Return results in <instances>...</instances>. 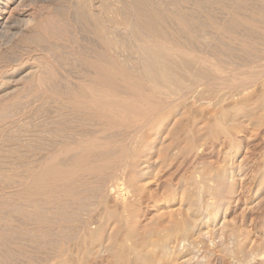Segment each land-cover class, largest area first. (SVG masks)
I'll use <instances>...</instances> for the list:
<instances>
[{
    "label": "bare ground",
    "instance_id": "1",
    "mask_svg": "<svg viewBox=\"0 0 264 264\" xmlns=\"http://www.w3.org/2000/svg\"><path fill=\"white\" fill-rule=\"evenodd\" d=\"M60 1L0 0V34L15 36L40 21L58 32L59 8L40 18ZM70 1L101 47L71 53L73 69L49 64L44 77L34 70L42 97L34 98L41 105L33 124L43 123L33 140L44 154L20 175L14 196L17 212L35 222L29 250L52 258L39 261L17 247L26 256L19 264H264V222L256 242V226L239 229L227 218L245 161L202 171L192 163L190 187L186 164H174L178 156L199 158L209 144L232 143L238 152L245 128L264 129V0H191L189 8L186 0ZM122 35L138 44L136 66L117 50ZM210 108L219 111L213 118ZM162 181L159 199L153 193ZM259 185L258 194L264 173Z\"/></svg>",
    "mask_w": 264,
    "mask_h": 264
},
{
    "label": "rangeland",
    "instance_id": "2",
    "mask_svg": "<svg viewBox=\"0 0 264 264\" xmlns=\"http://www.w3.org/2000/svg\"><path fill=\"white\" fill-rule=\"evenodd\" d=\"M63 1L64 2H62V0H61L60 2L48 3L47 7H49V8L48 9H46L47 7L45 8V10L43 11L42 17L40 18L42 20H46L48 17L52 16L50 11H52L53 8H59V10H61L60 12L62 15H60V17H59V22L61 24L58 23V25L60 26L61 30L59 29L58 32L54 33L51 31L52 29H50L49 30L50 32H49L47 29H44V27L40 26V22H41L40 21L37 23V25L35 23L30 28L22 31L20 34H16L15 36H10V34L8 35L6 33H5L6 36H2L4 34H0V108L2 109V110L0 109V117H1L0 121L1 120L4 121V122L1 121L3 125L0 122V178H1L0 179V198H1L0 200H2V202L0 201V207H1L0 208V219H1L0 220V227L2 225V228H0V233L2 234V235H0V238H1L0 239V253H1L0 254V264H14V263L17 264L18 261L21 263L26 258V256L24 255L25 256L24 257V256H19V254L17 255V252H16L17 247L19 249L26 247L25 249L28 251L27 254H29V255L33 254V257L36 258L37 260L39 258V261H43L44 258L46 260L47 259L49 260L51 257V255L49 257L48 253H45L42 250L41 251L35 250L33 248H30V250H29V246H27V243L30 242L31 240H34V239H32V238H34L33 234L31 235V233H30V232H32V229H33V228L31 229V226L32 227L35 226V225H32L34 221L31 224L30 220H27L25 217H23L22 215H20L17 212V209H18L19 205L21 204V202L18 199V197H15V196H17L16 195L17 191H19V189L16 187L17 184H15V183H17V182L19 183L20 175L21 174L23 175L25 171L27 172V169H29V167L31 168L33 163L36 166L38 164L37 158L42 157V155L44 154V150H41V148L39 147L40 143H38V142H40V141L37 142L36 140H33V139H35L33 136V132L35 130L34 126L36 125L35 122L33 124V121H34V117H33V115H34L33 111L34 110H33V108L35 109L36 107H34V105L36 106L39 103L41 105V102L37 103V101H39L42 97V95L39 94L40 92L38 93L37 87H39L40 85L38 83H36L37 82L36 80H38L37 79L38 74L40 77H44L46 70L50 69L51 66H52V68L57 67L59 69L60 66H62L64 64L65 67L71 68V63L73 64L75 62V58H74L75 56H73L72 54H75L77 51H80L79 49H81L82 53L86 54L88 52L91 53L93 51L92 48L101 47L100 43H98V41L95 40V38L93 39L94 36H93L92 28L90 26H87V24H85L84 21H82L77 15H75L74 12H72L73 10L71 9V1L70 0H63ZM175 1L178 2L179 0H175ZM182 1H185V0H181L180 2H182ZM188 1L192 2L191 0H188ZM188 1L186 0L185 1L186 3L183 2V4H185L186 8L192 7V5L194 4V2L190 3ZM194 1H196V0H194ZM202 1H203V3L205 1L208 2V0H202ZM128 2L131 3L130 0ZM186 4H188V6H186ZM65 13H66V15H65ZM74 19H75V21H74ZM56 23H57V21H56ZM48 25L45 22L44 26H48ZM48 27H51V25H49ZM86 27H88V28H86ZM119 36L118 37L115 36V37L118 40L120 38L121 40H119V41H121V42L123 41V43L124 42L125 43L124 44L122 43L123 44L121 46L122 51L119 49L120 47L117 49L118 52H121V54L123 56L129 55L130 58L129 57L127 58V56H125V57L127 58L126 60L130 61V62L127 61V63L131 65L130 67L136 66L137 65L136 61L139 57L138 56L139 55L138 50H136V49H138V47H137L138 44H135L136 43V42H134L135 40L129 38V36H127V37H126V35H122L121 37H119ZM126 38L127 39L129 38V39L125 40ZM127 42H129V43H127ZM95 43H96V45H95ZM57 46L59 48H57ZM127 49H128L129 53L126 51ZM130 52H131V54H130ZM64 53H66V54H64ZM69 53H70V55H69ZM132 54H134V55H132ZM71 56L74 58L73 60H71L72 59ZM51 61H53V62H51ZM66 62L70 63V66H68L67 64L65 65ZM135 63H136V65H135ZM49 64H51V66ZM46 66H47V68H46ZM71 69H73V68H71ZM34 70H37V71H35L36 73L38 72L37 75L34 72ZM41 70H42V72H41ZM74 71H75V69H74ZM31 72L32 73L34 72L33 75L31 74ZM41 73L42 74L44 73V74L42 75ZM77 73H81L78 68H77ZM27 75L28 76L31 75V76H29L30 78L27 77ZM25 77H26V79H25ZM33 81H35V83ZM30 82L31 83L33 82L32 87H31V85H28V84H31ZM25 87H26V89H25ZM29 88H31V89L28 90ZM12 91H13V93H12ZM19 94L20 95L22 94L21 97L19 96ZM28 95H29V97H28ZM18 96H19V98H18ZM25 96H27V97H25ZM32 96H33V98H32ZM34 98H36L38 100L36 101ZM20 101H21V103H20ZM24 101H26L27 103ZM35 101H36V104H35ZM31 103L32 104L34 103V104L32 105ZM40 105H37V108ZM10 108L13 110H11ZM7 109H8V111L5 112V110H7ZM9 109H10V111H9ZM16 109L18 110V111H16L17 113L15 112ZM216 110L218 111V109H214V108L211 109L210 108L208 110V112L206 113V115L211 116V118H213V116H216L217 113L219 112V111L217 112ZM35 111H36V109H35ZM13 113L15 116H13ZM17 117H18V119H17ZM25 117H27V118H25ZM21 119H22V121H21ZM40 120L41 119H39L38 123L42 124L43 122ZM39 124L37 126H35L36 128L38 127L37 129L41 128V125H39ZM24 125H26V126L28 125V126L25 127ZM33 128H34V130H33ZM245 129L243 130L245 133L243 132V133L239 134L236 138L238 144L240 143V145H241V149L238 150V152L235 150H232L233 149L232 143L226 142V144L224 143L220 147H218L217 150H213L211 148V144H209L210 148L207 147L205 152H203L204 154H201L200 157L197 158L198 160L197 159L194 160L192 158L184 160L183 157L178 156V157H176L175 160H177V161H175L174 164H176V165H180L181 163L186 164L185 165L186 168H184L185 170H183V172H182V174L184 173L183 177L185 176L183 178V181L186 182L187 187H190L189 184L191 182V178L193 177L192 175L195 174L193 169L192 168L190 169V167H189V166H191L192 163H193V165H198V166L200 164L201 167L199 166L200 168L198 170L201 169L200 171H202L203 170L202 166L203 167H205V166L209 167L213 170L214 169L219 170V169H221V167L224 168L225 166H228V164L233 165V167L234 166L236 167L245 161L244 163H246V164L243 163L245 165L243 168V172L245 174V177H244V180L239 183V191H238L239 194L237 195L238 200H236L230 206L229 210L227 211V218L231 222L230 224L232 226L239 228V229L246 227L245 226L246 223H247V226L249 224H251L249 226H256L258 228V230L255 231L256 233H254L253 237H254V240L256 242H259L261 237H262L261 236L262 231L260 228L264 222L263 221L264 220V191L260 194H258V192H256V191L260 186L259 185L260 179L263 177V173H264V129L258 130L257 128L256 129H254L253 127L251 128V126L245 128ZM259 131H260V133H259ZM27 132H28V134H27ZM41 134L42 133H40L38 136L42 137ZM261 134H262V136H261ZM26 139H28L27 142H26ZM37 145H39V146L37 147ZM31 149L32 150L34 149V151H32ZM235 152L237 153L236 157H235V155L231 156ZM27 154H29V155L27 156ZM16 158H18V159H16ZM19 159H21V160H19ZM230 160H231V162H230ZM34 165L32 167H34ZM26 166H28V168ZM187 167H189V168H187ZM16 172H18L19 175H17ZM13 177L14 178L16 177L15 180L12 179ZM163 180H165V179H163ZM165 181H162L160 184V189L156 190V192L153 193V194L157 195L156 197H159V199H162V197L165 195V192H166V191H164L165 187H166ZM179 181H180L179 184H181L182 179ZM4 183H6V184H4ZM12 183H13V186H12ZM176 185H178V184H176ZM12 187H13V189H12ZM14 194H15V196H14ZM13 202H15L16 204ZM235 204H236V206H235ZM243 208H245V209H243ZM15 212H17L18 214L17 213L15 214ZM156 213H157V208L150 209L148 211V217L149 218H151V217L156 218ZM16 216H19V217H16ZM242 217H244V218H242ZM23 218L26 219L25 220L26 223H25ZM16 220H17V222H14ZM242 220H244V221H242ZM22 221L25 223V225H23L24 223ZM253 221H255V222H253ZM19 222H21V224ZM34 224H35V222H34ZM16 228H18V230H16ZM5 229H6V231H5ZM28 229H30L31 231H29ZM9 233H10V235H9ZM17 235H19V236H17ZM25 236H26V239H25ZM29 238H30V240H29ZM19 239H20V243H18ZM10 240H12V243ZM8 242H10V243H8ZM22 243H25V244H22ZM3 246H5V248ZM13 246H15L13 248L14 250L12 249ZM20 246H22V247H20ZM9 248H10V250H9ZM31 250L33 252H31ZM14 251H15V253H14ZM36 251H37V253L35 254ZM46 255H48L49 258L46 257ZM20 257H23V258H20ZM12 258H14V259H12ZM212 261L209 264H220V263L216 262L215 260H212ZM19 262H18V264H19ZM221 264H223V263H221Z\"/></svg>",
    "mask_w": 264,
    "mask_h": 264
}]
</instances>
